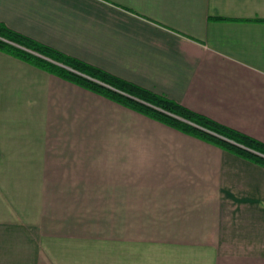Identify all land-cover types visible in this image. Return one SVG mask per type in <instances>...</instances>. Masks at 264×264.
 Segmentation results:
<instances>
[{"label":"crops","instance_id":"crops-1","mask_svg":"<svg viewBox=\"0 0 264 264\" xmlns=\"http://www.w3.org/2000/svg\"><path fill=\"white\" fill-rule=\"evenodd\" d=\"M0 23L264 143V0H0ZM84 213L118 222V264H264V167L0 51V264H55L17 229L59 243Z\"/></svg>","mask_w":264,"mask_h":264},{"label":"trees","instance_id":"trees-1","mask_svg":"<svg viewBox=\"0 0 264 264\" xmlns=\"http://www.w3.org/2000/svg\"><path fill=\"white\" fill-rule=\"evenodd\" d=\"M0 51L264 167V143L0 23Z\"/></svg>","mask_w":264,"mask_h":264},{"label":"rangeland","instance_id":"rangeland-1","mask_svg":"<svg viewBox=\"0 0 264 264\" xmlns=\"http://www.w3.org/2000/svg\"><path fill=\"white\" fill-rule=\"evenodd\" d=\"M52 199V201L55 202V198ZM30 200H34V198H30ZM17 203H19L18 200ZM60 215L64 217V224L71 223L70 218L73 220V224H75L74 214ZM94 215L95 214H92V216ZM106 215L111 216V214ZM77 216L78 219H85L82 223L85 228H80V234L77 236L73 234H62L61 232L66 233L70 228H65V225L58 226L59 228L56 232L62 237L58 239L59 243L53 240L54 237L52 235L54 234L53 232H55V228H48L50 225L56 227L57 224H50L47 227V230L52 233L50 235L47 230L39 228L35 224H30L29 229L27 227V229H17V231H19V234H23V232L29 230V233L25 237L32 236L37 239L36 244H32L33 248H38V252L54 258L55 264H111L115 261L114 264H118V222L116 224H99L91 220V216L87 213L80 214V216L77 214ZM60 223L61 222H58V224ZM71 230L75 231L74 228Z\"/></svg>","mask_w":264,"mask_h":264}]
</instances>
